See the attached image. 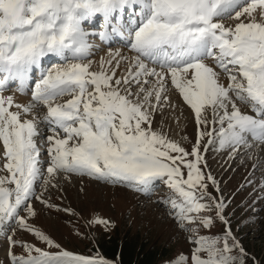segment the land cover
Returning <instances> with one entry per match:
<instances>
[{
    "label": "snow or ice",
    "instance_id": "1",
    "mask_svg": "<svg viewBox=\"0 0 264 264\" xmlns=\"http://www.w3.org/2000/svg\"><path fill=\"white\" fill-rule=\"evenodd\" d=\"M126 12L131 13L127 20ZM96 16L102 17L103 30L92 33L84 24ZM225 20L237 22L226 27ZM93 35L100 40L126 36L137 55L128 61L125 74L117 76L121 60H127L119 51L109 52L100 69L91 70ZM47 57L59 62L45 68ZM34 71L40 76L31 93L33 103L21 105L3 95L10 82H18L24 92ZM170 87L204 126L190 151L152 127L155 112L168 103ZM66 96L70 98L57 102ZM238 102L254 114L242 111ZM37 105L47 108L43 122L53 133L42 137L47 141L45 161L37 122L21 118ZM207 108L211 119L202 115ZM205 137L221 150L250 146L249 138L264 143V0H0V226L16 220L49 247L60 248L20 215L24 209L35 215L29 201L45 170L49 177L75 173L127 182L139 190L166 180L173 191L169 202L182 225L195 223L191 213L212 207L201 202L209 195L205 179L216 183L201 168L206 166L201 154ZM225 207L222 201L215 205L219 219L227 223ZM212 222L201 218L205 226ZM220 240L193 239L197 247L191 264H234L230 253L239 242L230 229L223 248L217 247ZM11 244L15 247L16 241ZM24 247L29 255L12 253V264H114L67 250ZM175 264H189V257L181 255Z\"/></svg>",
    "mask_w": 264,
    "mask_h": 264
},
{
    "label": "rangeland",
    "instance_id": "2",
    "mask_svg": "<svg viewBox=\"0 0 264 264\" xmlns=\"http://www.w3.org/2000/svg\"><path fill=\"white\" fill-rule=\"evenodd\" d=\"M223 22L227 27L237 21ZM97 25L90 24L91 28ZM116 49H121L123 57L127 58L121 60L122 64L116 70L117 76L125 74L128 61L134 60L137 55L130 43L102 48L100 52L105 51L106 56L98 58L90 55L88 59L92 61L91 70H99L100 61L109 59L108 53ZM50 65L53 63L48 66ZM151 79L155 80L154 77ZM4 91L18 93L13 85L6 87ZM166 95L168 103L163 106L162 111L155 112L152 127L190 151L204 126L197 124L194 110L183 100L178 90L170 87ZM69 98L66 96L57 102H64ZM238 106L242 111L254 114L250 107L239 102ZM46 113L45 106L37 105L32 113L22 115V119L37 122L41 134L37 137V143L41 149L42 161L49 159L45 154L47 141L42 137L53 134L43 122ZM202 115L211 119V109L207 108ZM207 127L210 130L212 126ZM215 127L218 128L219 125ZM209 139L205 137L201 141V154L206 161V166L202 164L201 168L206 177L210 174L216 183L205 179L209 195L201 202L207 201V204L213 205L211 211L191 213L196 217L195 223L184 221L182 225L177 217V210L169 202L173 198V191L166 180H157L148 190H139L127 182H111L75 173L58 172L49 177L45 170L42 180L37 182L34 197L29 201L35 215H31L27 209L20 215L29 226L42 231L59 244L60 248L49 247L33 231L22 227L16 220L5 221L0 226V264H12V253L17 257L29 255L24 246L18 247L20 242L24 245L35 243V247L52 253L68 250L86 257H100L114 264H127L128 258H132V262L135 261L136 264H142L141 259L147 253L156 257L152 264H175L181 255L189 257L191 264L190 258L197 247L192 243L193 239L200 236L220 237L217 247L223 248V237L229 229L235 241L239 242V247H233L230 253L235 257L234 264H264V143L249 138L250 146L240 145L237 150L225 147L221 150L217 142L207 144ZM2 151L0 143V152ZM221 201L226 204L223 214L227 223L219 219L215 208ZM211 213L216 216L212 218V225H203L201 218L211 217ZM97 219L110 220L111 223H96ZM12 240L16 241V253ZM228 244H233L231 238ZM130 252H133L132 256H129ZM201 255L206 258L207 253Z\"/></svg>",
    "mask_w": 264,
    "mask_h": 264
},
{
    "label": "bare ground",
    "instance_id": "3",
    "mask_svg": "<svg viewBox=\"0 0 264 264\" xmlns=\"http://www.w3.org/2000/svg\"><path fill=\"white\" fill-rule=\"evenodd\" d=\"M131 15V14H130ZM128 15V16H130ZM127 16V15H126ZM98 17L100 16H96L95 18L91 19V22H95L96 19H98ZM102 18V17H101ZM102 20V19H101ZM90 21V20H89ZM89 21H86L85 23H90ZM103 28L101 27V29L99 31H102ZM89 32H92V33H95V32H99V31H95V29H92V30H88ZM119 37V36H117ZM90 41L91 43L95 46L92 50V53H91V56L94 55L95 57H100V56H106V52L105 51H101L100 53L97 52V49H99V51L104 47V46H108L110 45L112 42H115L116 41V36H112L110 39H107V40H100L97 36H91L90 37ZM109 49V48H108ZM116 51H119L121 53V56L123 57V52H121V49H116L115 51H112V52H116ZM98 53V54H97ZM128 53H131V52H128ZM129 55V54H128ZM132 55V54H131ZM134 53L132 55V57H134ZM119 58V57H118ZM117 58V59H118ZM131 58V57H130ZM123 62V61H122ZM207 63L209 64H212V66H215L213 64V62L211 60H208L206 61ZM122 64V63H121ZM150 66H153V65H150ZM159 70V69H158ZM36 75H37V78H34L35 77V72H33L32 74V80L31 81H34L35 79L38 80L39 79V76H40V72L36 71ZM31 81L28 85V88H26V90L24 92H22V94H19V93H12L10 94L9 92L6 93V92H3V95L4 96H13L14 97V100H15V103H19L21 105H27L29 103H33V99H32V92H30V88H31ZM17 83L18 85V82H15ZM222 83H225L227 84L228 83V80L226 78V76H222ZM11 84V82L9 83ZM34 91V88L33 90ZM11 110H16L15 108L11 109ZM246 112V111H245ZM252 113V112H251ZM22 118V117H21ZM253 141H255L254 139H252ZM251 141V140H250ZM257 141V140H256ZM257 144V142H256Z\"/></svg>",
    "mask_w": 264,
    "mask_h": 264
},
{
    "label": "trees",
    "instance_id": "4",
    "mask_svg": "<svg viewBox=\"0 0 264 264\" xmlns=\"http://www.w3.org/2000/svg\"><path fill=\"white\" fill-rule=\"evenodd\" d=\"M132 253H133V252H130V253H129V256H132ZM149 257H151V260L149 259ZM139 258H140V257H139ZM145 258H147V259H145ZM155 258H156V257H154L152 254L150 255L149 253H147L145 256L143 255L141 261H142V264H152V261H154ZM136 261H137V260H136ZM150 261H151V262H150ZM143 262H144V263H143ZM126 263H127V264H136L135 261L132 262V258H131V260H130V258H128V260H127Z\"/></svg>",
    "mask_w": 264,
    "mask_h": 264
}]
</instances>
